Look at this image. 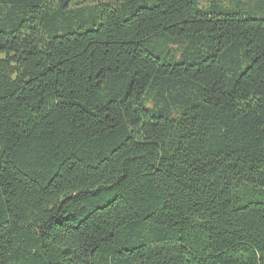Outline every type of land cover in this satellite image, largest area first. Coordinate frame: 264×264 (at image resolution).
<instances>
[{
    "label": "trees",
    "instance_id": "obj_1",
    "mask_svg": "<svg viewBox=\"0 0 264 264\" xmlns=\"http://www.w3.org/2000/svg\"><path fill=\"white\" fill-rule=\"evenodd\" d=\"M208 1L0 0V264H264V0Z\"/></svg>",
    "mask_w": 264,
    "mask_h": 264
},
{
    "label": "rangeland",
    "instance_id": "obj_2",
    "mask_svg": "<svg viewBox=\"0 0 264 264\" xmlns=\"http://www.w3.org/2000/svg\"><path fill=\"white\" fill-rule=\"evenodd\" d=\"M202 6H206L208 4V0H199ZM226 6L231 5L232 3H239L240 7H245V5L249 2V0H218ZM91 4V3H90ZM89 4V5H90Z\"/></svg>",
    "mask_w": 264,
    "mask_h": 264
}]
</instances>
